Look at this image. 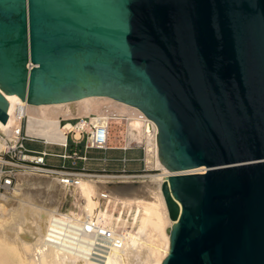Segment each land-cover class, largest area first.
<instances>
[{
	"label": "water",
	"instance_id": "obj_1",
	"mask_svg": "<svg viewBox=\"0 0 264 264\" xmlns=\"http://www.w3.org/2000/svg\"><path fill=\"white\" fill-rule=\"evenodd\" d=\"M3 93L138 108L169 172L160 264H264V0H0L8 125Z\"/></svg>",
	"mask_w": 264,
	"mask_h": 264
},
{
	"label": "bare ground",
	"instance_id": "obj_2",
	"mask_svg": "<svg viewBox=\"0 0 264 264\" xmlns=\"http://www.w3.org/2000/svg\"><path fill=\"white\" fill-rule=\"evenodd\" d=\"M3 95L11 106L9 124L0 121V155L17 140L21 120L14 109L22 103L26 135L50 144H63L65 135L60 119L89 117L92 124L116 130L114 136L109 132V144L115 140L120 142V148L132 144L142 147L145 168L158 172L147 171L145 179L138 182L99 180L98 184L92 179H78L74 187L81 202L74 217L72 211L58 208L66 186L56 177L42 179L38 175L36 179L30 172H19L12 189L0 193V264H160L168 252L167 228L172 221L160 189L169 172L158 158L154 122L138 108L107 96L35 105ZM3 161L0 156V164ZM204 170L199 166L185 172ZM102 198L131 207L132 236L127 230L115 233L111 223L105 224L99 205ZM106 229L114 239L104 237Z\"/></svg>",
	"mask_w": 264,
	"mask_h": 264
},
{
	"label": "built area",
	"instance_id": "obj_3",
	"mask_svg": "<svg viewBox=\"0 0 264 264\" xmlns=\"http://www.w3.org/2000/svg\"><path fill=\"white\" fill-rule=\"evenodd\" d=\"M14 114L21 120V127L17 132L15 144L0 155L4 159L3 163L0 164V193L9 192L12 189L19 172L56 177L61 184L72 187L80 178L91 177L95 179L100 176L110 181H138L145 179L144 174L147 171H151L145 168L144 162L143 168L139 170H129L124 165L122 168L115 170L103 167L98 169L87 168L84 165H79L89 160L101 162L111 160L105 156L95 159L88 155V151H105L113 148L109 144L110 128L107 125L92 124L89 117L61 118L59 124L64 131V143L50 144L41 140V148H37L28 145V142L36 141L37 138L28 136L24 132V106L22 103L16 104ZM53 145H59L60 151L47 149L48 146L51 147ZM52 160H59V162L51 163ZM118 160L125 163L128 159L122 157L118 158ZM103 235L107 239L113 237L112 233L107 229Z\"/></svg>",
	"mask_w": 264,
	"mask_h": 264
},
{
	"label": "rangeland",
	"instance_id": "obj_4",
	"mask_svg": "<svg viewBox=\"0 0 264 264\" xmlns=\"http://www.w3.org/2000/svg\"><path fill=\"white\" fill-rule=\"evenodd\" d=\"M115 132H116L115 129L113 128L110 129V135L114 136ZM119 143L120 142L117 143V141L113 140V142L111 143L113 144L112 149H108L105 151H99V150L98 151L96 150L88 151L89 152L88 155L91 156L92 158L96 159V158L105 156L111 160H108L106 162H101L97 160H91V161L89 160L87 162L80 163L79 165H84L87 168L98 169V168L103 167V168H110L112 170L122 168L123 165L125 168H128L129 170H139L140 168H143V161L141 160V158H143V148L138 147V146L136 147V146L129 145V147L122 149L119 147L120 146ZM28 145L32 147L41 148L42 143H41V140L37 139L36 141L28 142ZM114 145H117V146L114 147ZM47 149L50 151H60L61 148L59 145H53L51 147L48 146ZM68 149H72V148H68ZM122 157H126L128 160L125 163L118 160V158H122ZM136 158H139V159H136ZM55 162L58 163L59 160H52L51 163H55ZM154 172H158V170H151L147 173H154ZM20 173L22 174V172ZM20 173L18 174L20 175ZM18 174H17V178L19 176ZM23 174H27V173L23 172ZM29 175L32 178H36V179L38 176V175H32V174H29ZM39 178L44 179L46 177L39 176ZM85 179H92L96 181L98 184L100 183L99 180H106L103 177L101 178L97 177L95 179L89 177ZM136 182L134 184H137ZM63 192L64 193H62L61 195L58 208L60 209V211H63V212L72 211V214L74 217L77 211H79L81 199L79 198L77 190L75 189L74 185L72 187L66 186ZM99 205L102 211L103 220L106 225L111 223V226L115 233H123L124 230H127L128 235L132 236L133 231H134V220L131 215L132 212L130 211L131 209L130 206L124 204L123 202L110 200L107 198H102L100 200Z\"/></svg>",
	"mask_w": 264,
	"mask_h": 264
},
{
	"label": "crops",
	"instance_id": "obj_5",
	"mask_svg": "<svg viewBox=\"0 0 264 264\" xmlns=\"http://www.w3.org/2000/svg\"><path fill=\"white\" fill-rule=\"evenodd\" d=\"M92 167V166H91Z\"/></svg>",
	"mask_w": 264,
	"mask_h": 264
}]
</instances>
